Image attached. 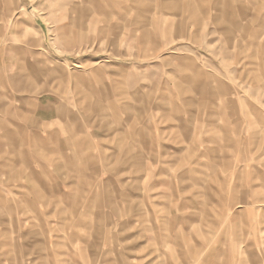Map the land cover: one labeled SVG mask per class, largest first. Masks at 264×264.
Returning <instances> with one entry per match:
<instances>
[{
	"label": "rangeland",
	"instance_id": "obj_1",
	"mask_svg": "<svg viewBox=\"0 0 264 264\" xmlns=\"http://www.w3.org/2000/svg\"><path fill=\"white\" fill-rule=\"evenodd\" d=\"M6 5L0 0V170L18 168L24 157L21 127L51 118L53 100L64 130L49 138L65 158L76 160L56 161L68 164L54 180L52 169L42 172L44 206H32L37 199L29 194L21 209L20 195H12L11 223L2 221L0 231L11 230L14 247L4 253L0 241V264H149L151 251L158 257L165 250L181 257L172 264H244L243 250L263 253L264 0H12L10 10ZM33 13L45 30L33 35L44 36L45 60L39 65L40 55L26 49L32 31L21 23L33 20ZM183 121L188 143L179 135ZM86 142L91 151H84ZM198 155L205 156L202 166L193 162ZM218 155L220 168L213 161ZM36 158L29 156V166L37 167ZM108 171H120L121 178ZM235 174L237 185L259 184L253 190L258 198L250 201L255 216L248 215L261 220L256 231L236 229L230 220L237 212L228 209L231 199L247 197L241 186L228 197ZM225 180L227 192L220 193ZM85 182L93 186L88 194L79 191ZM110 187L118 192L105 194ZM103 194L114 209L102 207ZM215 203L224 205L222 215ZM155 233L169 240L152 241Z\"/></svg>",
	"mask_w": 264,
	"mask_h": 264
},
{
	"label": "crops",
	"instance_id": "obj_2",
	"mask_svg": "<svg viewBox=\"0 0 264 264\" xmlns=\"http://www.w3.org/2000/svg\"><path fill=\"white\" fill-rule=\"evenodd\" d=\"M5 1L7 3L6 8H8L10 10L12 0H5ZM19 1H23L24 4L27 3V0H19ZM81 1L88 4V3H93V2H104V1H108V0H81ZM24 8H25V5H24ZM100 13H102V12H100ZM32 17H33V20L25 19V20H21V23L27 25V27L33 32V33L32 32L29 33L27 31L28 35H27L26 44L28 46H26V49L28 51H30V53H32V51H35L37 55H40V57L42 58V62L36 63V65H39V64H44V60H45V58H44L45 57V52H44L45 46H44V39H43L44 36H42V38L33 39V35L34 34H36L38 36L44 35L45 30L42 27V25H40L39 23L36 22V21L41 19L40 16L33 13ZM4 18L5 17L0 14V19H1L0 21H2L1 23H3ZM113 22L114 21L112 20V23ZM41 24H43V23H41ZM50 103L52 104V106L54 108H56V105L58 104V102H54V100ZM54 108L50 109L51 113L53 114V115H51V118H47L46 120L45 119L41 120V118H38V120H40V122L37 120L35 123L34 122L30 123L29 121H27V124L24 125L23 127H21V130H24V131H23V137L20 138L19 145L22 147V149H21L22 156L24 155L23 160L22 161L20 160L18 168H16L15 170H8V169H6V167L4 170H0V211H4V215L2 216L3 220H1V217H0V226H2L1 225L2 221H5L6 226L11 223V221H10V223H7V220H8V218L11 219L12 215H13L12 212L14 209V203L12 202V198H11L13 194L20 195V201H18L16 203V206L20 207L21 209L28 204V195L29 194L36 195L37 200L35 203L34 202L31 203L32 206H34V204L36 205V208H38L39 205L44 206L46 204L44 201V197L46 195L45 191L47 190V188H45L44 182L42 180L43 179L42 172L49 171L50 169H52L53 173H51L50 177L54 180L55 178H57V176L54 175L55 173L66 169V167H67L66 165L68 164V163H65L66 161L72 162L71 160H76V158H74V159L70 158L71 160L69 158L68 159L65 158V157H67V155L65 154V151L63 149L61 150L58 147V145L53 140H51V138H49L50 135L57 134V131L59 129L64 130L63 128H61V125L63 124V121L61 119V118H63L62 113L60 111L61 109H57V108L54 109ZM180 110H181V113H183V111L187 112L188 107H186V108L180 107ZM23 113H25V111H23ZM27 113H28L29 117L33 116V114H32L33 112L32 113L27 112ZM38 114L39 113L37 112V116H38ZM30 127L32 129L36 130V132H33V131L30 132L29 131V129H31ZM76 128L80 129V127H76ZM185 128H187L186 122L183 121V126H182V129H180L179 135L181 138V142L188 143V140H187L188 134L186 133ZM45 135H47V136H45ZM233 135L237 136V134H235V133ZM58 136H60V134ZM72 140L73 139H71V141ZM137 140H138V142H140L141 133H139ZM49 142H52L50 144L52 146H56V149H50L48 146ZM145 144L151 146L150 142H149V144H147V142H145ZM84 145H85V148H84L85 152H87V150L88 151L92 150V146H91L92 143L86 142V143H84ZM133 145L135 146V147L133 146L134 150H136V151L140 150V146H137L136 140L133 142ZM146 145H144L145 149H147ZM126 150L129 151L130 146L126 147L125 152H126ZM148 150L151 152V147H149ZM33 154H36V156H37V158L35 159V161L37 163V167H34V168L29 166V164H28L29 156L33 155ZM185 154H188V153H185ZM49 155H54L56 158L54 159V157H49ZM60 157H62V158H60ZM133 158H134V161H136V163H138V161H140V153L135 154ZM186 159L188 161V158H186ZM204 159H205L204 155H202V156L198 155L196 160H193V162H197L198 163L197 165L202 166V164H199V163H203ZM58 160H63L65 162H63V163L56 162ZM83 161L84 160H81V163L83 165H85L83 163ZM213 161L215 164L218 165L219 168L222 167V165L218 164V163L222 162L220 155H218L216 158H214ZM84 162L87 165V162L86 161H84ZM91 163H92V160L90 162V165H91ZM68 167H69V165H68ZM74 167H76V166H74ZM74 167L70 166V171H73ZM230 167H231V165L228 168H230ZM76 169H78L76 171V173L80 174V176L81 175L86 176V173H85L86 169L85 168L82 169L81 167H77ZM230 170H231V168H230ZM109 173H112V174H109ZM108 174H109V176H111V178L113 176L121 178L120 171H118L116 173L115 172L113 173L112 171H108ZM248 174L249 173H245L242 176V177H244V181L246 178L249 177ZM157 177H158V173L156 172L154 174L153 178L157 179ZM221 177H223V176H221ZM237 177H238V174H235L234 178H233L234 181L232 182L233 184L231 183V185H230L232 178H230L228 176V178H229L228 185H230L229 186L230 191L228 192L227 195H228V197H230V194L236 192V189L238 188V186H241L242 193L247 195V197L241 196L239 201H238L237 197H235L234 199H231L232 203H234V202L235 203L230 204L228 209H235V210H237V212L235 215H233L230 218V220H231L232 224H234V227H236V229L244 228L247 230L249 228H252L253 230L256 231V230H258L257 228H259L258 225L259 226L262 225L261 220H259L258 218L254 220L255 217H248V215L249 216H255L253 209L251 207L250 201L252 200V202H253V199L258 198V197H255V195H253V190H256V188L259 184H257V186L251 185L248 187L250 189H248L245 187L247 184L250 183V180L248 181L249 183H245L243 181L237 185V181H236ZM1 179H3L4 181H2ZM261 181H262V184H261L260 188H263L264 187V179H262ZM90 185H92V184H90ZM90 185L87 184V182H85V185H80L79 191L80 192L82 191V192H85L88 194L90 189L93 188V186L89 187ZM156 186L158 187V183H156ZM227 188L228 187L226 186V180H225V183H223L221 186H219L218 190L220 193L221 192L226 193ZM44 189H46V190H44ZM108 192H113L112 194L114 195V193L118 192V190H114L113 187H110V189L108 191H105V194ZM119 192L124 193V191H119ZM100 199H102V200L105 199L104 194L100 196ZM260 199L263 200V198H260ZM96 202L98 203V199H96ZM92 203H93L92 201L89 204H88V202L85 203L84 209L85 208L90 209L92 206ZM99 203H100V201H99ZM230 203H231V201H230ZM261 205L263 207L264 201H263V204H261ZM215 206H216V208L220 209L219 211H220V214L222 215V212L225 209L224 205H223V207H221L222 204L215 203ZM102 207L103 208H112V209L115 208L113 205H112V207H110V205H108L105 202V200H103V206ZM69 208H71V206ZM248 208H250L251 210H249ZM104 218L110 219L111 217L105 216ZM216 219L218 221H220L221 218L218 217ZM218 221H216V223H214L215 226L218 225ZM256 222H258V223H256ZM128 225H131L130 221L128 222ZM263 232H264V224H263L262 233ZM12 235L13 234H12L10 229H4L3 231H0V238H3V239H0V241L5 242L4 253H8L9 255L12 252V247H14V245L12 244V243H14ZM70 236L75 237L74 235H70ZM252 237L255 238L254 235H252ZM182 238H184L182 240L188 241V235H184V237H182ZM158 240L166 242L169 240V236H166L165 234L155 233L152 241H158ZM260 241H261V239L258 240V242H260ZM260 245H262L264 248V242H263V244L260 243ZM252 246L254 247V244H252ZM6 248H8V251ZM243 251L245 254H247L246 255L247 259H246L244 264H264V250H263V253L261 255H257L255 252H250L248 249H245ZM210 252L213 255V254L217 253V250H211ZM157 253H158V257H157L156 252H152V251L150 252L149 257H147L149 260V264H172V260H174V259L177 262H181L180 261L181 257L174 256L173 252L168 253L165 250V252L164 251H160V252L157 251ZM187 253H188L187 255L191 254V252L189 253V251ZM209 256H211V255H209ZM188 258H189V256H188ZM210 258H212V257H210ZM234 262L237 263L236 260H234ZM183 264H189V259H186V261ZM207 264H215V261L210 260V261H208Z\"/></svg>",
	"mask_w": 264,
	"mask_h": 264
}]
</instances>
